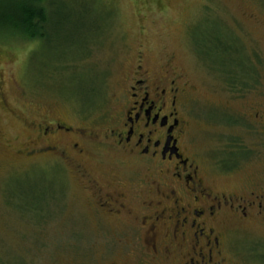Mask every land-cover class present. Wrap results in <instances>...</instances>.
Instances as JSON below:
<instances>
[{"label": "rangeland", "instance_id": "rangeland-1", "mask_svg": "<svg viewBox=\"0 0 264 264\" xmlns=\"http://www.w3.org/2000/svg\"><path fill=\"white\" fill-rule=\"evenodd\" d=\"M59 1L68 16L62 40L38 51L0 23V264H147L137 223L104 215L93 201L98 189L143 201L161 181L109 137L123 122L124 71L142 52L149 69L179 77L209 151L220 128L202 112L228 103L245 113L264 91V0ZM209 33L233 43L232 58L202 53ZM86 37L95 38L84 52ZM245 74L248 92H231ZM57 121L90 136L83 162L17 154L27 125Z\"/></svg>", "mask_w": 264, "mask_h": 264}, {"label": "flooded vegetation", "instance_id": "flooded-vegetation-1", "mask_svg": "<svg viewBox=\"0 0 264 264\" xmlns=\"http://www.w3.org/2000/svg\"><path fill=\"white\" fill-rule=\"evenodd\" d=\"M225 37L214 56L232 58L236 50ZM135 60L121 80L123 122L109 137L119 152L149 162L148 171L161 181L143 201L140 194L98 189V210L137 223L147 264H264V91L245 113L237 115L228 103L202 112L220 128L207 151L205 131L201 140L194 133L179 77L149 69L142 52ZM244 77L229 83L231 92L245 91ZM27 127L28 140L17 152L22 157L83 162L90 155L82 129L60 121Z\"/></svg>", "mask_w": 264, "mask_h": 264}, {"label": "trees", "instance_id": "trees-1", "mask_svg": "<svg viewBox=\"0 0 264 264\" xmlns=\"http://www.w3.org/2000/svg\"><path fill=\"white\" fill-rule=\"evenodd\" d=\"M7 5L0 4V23L6 25V36L10 39H23L30 43H37L38 51L40 45L44 43L59 42L62 40L63 28L68 21V16L63 13L64 7L61 1L50 3L49 0H6ZM200 45L202 53L206 57L215 55V48L221 43V34L211 35ZM5 37V38H7ZM61 37V38H60ZM95 37L84 42V52L88 51L87 44L92 42ZM223 40V39H222ZM221 40V41H222ZM224 42L222 41L221 44ZM78 42L76 43V45ZM221 48H223L221 46ZM225 52V51H223ZM222 52V53H223ZM36 53V52H35ZM228 53V52H227ZM85 53L81 54L84 55ZM217 56V55H216ZM220 56H225L222 54ZM228 56V55H227ZM226 57V56H225ZM230 64L232 61H229ZM244 72H242L243 74ZM234 73H232L233 75ZM246 75V74H245ZM237 78H233V81Z\"/></svg>", "mask_w": 264, "mask_h": 264}]
</instances>
